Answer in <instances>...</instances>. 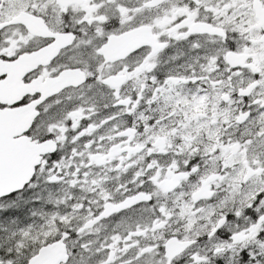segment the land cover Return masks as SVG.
<instances>
[{
    "label": "snow or ice",
    "instance_id": "snow-or-ice-1",
    "mask_svg": "<svg viewBox=\"0 0 264 264\" xmlns=\"http://www.w3.org/2000/svg\"><path fill=\"white\" fill-rule=\"evenodd\" d=\"M0 264H264V0H0Z\"/></svg>",
    "mask_w": 264,
    "mask_h": 264
}]
</instances>
